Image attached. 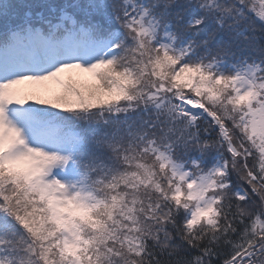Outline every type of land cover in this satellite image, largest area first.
<instances>
[{"label": "snow or ice", "instance_id": "obj_1", "mask_svg": "<svg viewBox=\"0 0 264 264\" xmlns=\"http://www.w3.org/2000/svg\"><path fill=\"white\" fill-rule=\"evenodd\" d=\"M0 264H264V0H0Z\"/></svg>", "mask_w": 264, "mask_h": 264}]
</instances>
